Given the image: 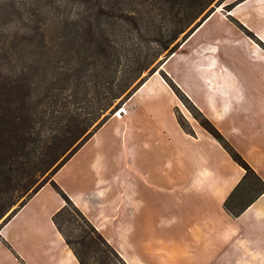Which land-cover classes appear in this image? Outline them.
I'll list each match as a JSON object with an SVG mask.
<instances>
[{
  "label": "crops",
  "instance_id": "obj_1",
  "mask_svg": "<svg viewBox=\"0 0 264 264\" xmlns=\"http://www.w3.org/2000/svg\"><path fill=\"white\" fill-rule=\"evenodd\" d=\"M232 2L226 13L222 9L211 12L182 42L180 48L185 49L176 50L167 62L192 57V70L206 82L205 97L191 95L166 68L168 64L164 67L172 54L161 65L264 180V49L257 43L264 44V0ZM215 14L227 21L230 18L249 41L252 63L234 69L223 64L218 54L221 50L229 53L226 43L220 45L228 42L225 36L204 46L187 47L190 37ZM154 78L167 89L155 71L121 104L123 111L130 109L129 104L141 92L144 99L156 98L149 89ZM173 98L169 114L179 141L168 139L177 168L162 176L167 186L160 187L163 194L158 199L142 189L148 177H135L130 160L120 164L116 154L109 156L107 150L112 151V144L85 147L106 121L118 119L123 111L111 114L53 174V180L128 264H264V194L238 216L224 209L223 202L244 169L197 121L189 124L193 134L184 131L176 118L175 94ZM123 118L124 114L120 120ZM125 135L128 140L132 138L130 128ZM126 152L131 154L128 149ZM186 165L190 168L184 174ZM168 166L172 167L170 162ZM118 167L121 173L116 172ZM63 203L49 182L41 186L0 227V264H21L20 259L25 264H79L52 220Z\"/></svg>",
  "mask_w": 264,
  "mask_h": 264
},
{
  "label": "trees",
  "instance_id": "obj_2",
  "mask_svg": "<svg viewBox=\"0 0 264 264\" xmlns=\"http://www.w3.org/2000/svg\"><path fill=\"white\" fill-rule=\"evenodd\" d=\"M221 1L0 0V227L49 182L64 201L52 220L79 264H128L52 176L157 71L160 56L177 50L190 31L177 38L200 13L210 7L208 16ZM191 106L244 169L223 202L238 216L264 194V180Z\"/></svg>",
  "mask_w": 264,
  "mask_h": 264
},
{
  "label": "rangeland",
  "instance_id": "obj_3",
  "mask_svg": "<svg viewBox=\"0 0 264 264\" xmlns=\"http://www.w3.org/2000/svg\"><path fill=\"white\" fill-rule=\"evenodd\" d=\"M230 2L231 0H222L217 7L222 9L223 13H226L229 8H225L224 5ZM217 7L216 9H218ZM209 8L210 7L204 9L200 15L207 9L209 10ZM199 16L197 18H199ZM238 26L243 29L249 37H253V34L240 23ZM218 36L221 37L220 40H222L224 36L228 39V42H221L220 45L226 43L225 48L229 53H223V50H221L218 54V57L221 58L223 64L228 66V68L234 69L236 66L252 63L248 55V49L250 47L249 41L241 35V31L235 24L231 23L230 18L228 21L221 19L220 14L210 16L190 37L187 47L195 44L204 46L207 42L212 41ZM257 43L264 49V44L262 42L257 41ZM184 47L180 48L179 46L177 51L185 49ZM174 54L175 52L165 61L164 67ZM191 58L186 61L174 58L166 68L186 87L191 95L205 97L204 95H207L204 90V88L207 87L206 82L202 81L197 71L192 70ZM257 62L259 61L255 63ZM160 70L166 73L162 65L157 69L159 74ZM168 77L170 76L168 75ZM166 84L168 86L167 89L161 86L155 78L152 79L149 82V89L152 88L150 94L156 98L150 96L151 99H144V95L141 92L129 104L130 109L128 111H123V120H120L122 114L118 116V119L111 118L106 121L97 130V133L90 137L91 139L85 146L86 148H94L103 144L109 147L110 144H112V151L109 149L107 150L109 156L113 153L116 154V157L120 159V164L130 160L131 164L136 169V171L133 170V172H131L135 177L140 176L139 174L148 177L147 185L143 186L142 189L150 193L152 199H158L159 196L163 194V189L160 187L167 186L162 176L169 170H176L177 168L175 152L173 151V145L170 141L171 139L179 141V136L173 131V119L169 114V107L174 102V94L177 98L175 101L178 100V103L175 105L179 107L175 108V113L182 116L189 127L191 125L190 121H197L191 110L193 102L188 95L176 83L179 89L178 95L167 82ZM147 93L148 91L146 95H148ZM120 108L121 107H117L115 112ZM127 128H130L132 131V138L130 140H128L125 135V130ZM169 137H171V139H168ZM127 149L130 150V158H127L129 157L127 156ZM169 162L172 167L168 166ZM185 168L186 170H184L183 173L187 174L190 166L186 165ZM120 170L121 167H118L116 172L121 173ZM1 221L2 218L0 219V222Z\"/></svg>",
  "mask_w": 264,
  "mask_h": 264
},
{
  "label": "water",
  "instance_id": "obj_4",
  "mask_svg": "<svg viewBox=\"0 0 264 264\" xmlns=\"http://www.w3.org/2000/svg\"><path fill=\"white\" fill-rule=\"evenodd\" d=\"M217 7V6H216ZM216 9V8H215ZM208 10V9H207ZM206 10V11H207ZM206 11L205 12H203V14H201L200 16H199V18H197L183 33H181V35L177 38V40L176 41H178V40H182V38H183V36H184V34H186L188 31H190L189 33L191 34L210 14H208V16L206 15ZM190 34H188V35H190ZM173 52H170V53H164L161 57H160V59H162L163 61L165 60V59H167L171 54H172ZM117 109V108H116ZM121 113V112H120ZM9 212H10V210H9ZM8 212V213H9ZM8 213H6L5 215H4V217L8 214ZM3 217V218H4Z\"/></svg>",
  "mask_w": 264,
  "mask_h": 264
},
{
  "label": "bare ground",
  "instance_id": "obj_5",
  "mask_svg": "<svg viewBox=\"0 0 264 264\" xmlns=\"http://www.w3.org/2000/svg\"><path fill=\"white\" fill-rule=\"evenodd\" d=\"M217 8L220 9L219 7H217ZM173 53H174V52H173ZM173 53H172V54H173ZM165 60H166V59H165ZM121 111H123L122 108H120V109H119L118 111H116L115 113L118 115ZM123 114H124V113H123Z\"/></svg>",
  "mask_w": 264,
  "mask_h": 264
}]
</instances>
